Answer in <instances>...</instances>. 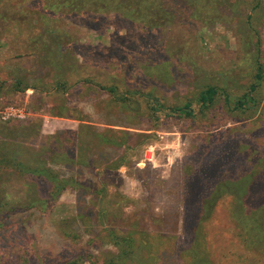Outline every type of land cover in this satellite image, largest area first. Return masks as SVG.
Returning a JSON list of instances; mask_svg holds the SVG:
<instances>
[{
    "label": "rangeland",
    "instance_id": "374dc122",
    "mask_svg": "<svg viewBox=\"0 0 264 264\" xmlns=\"http://www.w3.org/2000/svg\"><path fill=\"white\" fill-rule=\"evenodd\" d=\"M163 1L157 63L120 17L0 0V264H107L124 254L115 234L142 247L130 264H264V76L250 90L264 0ZM19 73L32 87L15 90ZM188 103L193 116L151 108ZM6 150L61 188L5 165Z\"/></svg>",
    "mask_w": 264,
    "mask_h": 264
},
{
    "label": "trees",
    "instance_id": "16d2710c",
    "mask_svg": "<svg viewBox=\"0 0 264 264\" xmlns=\"http://www.w3.org/2000/svg\"><path fill=\"white\" fill-rule=\"evenodd\" d=\"M51 0H47L50 3L51 12L56 8L55 3L50 2ZM195 2L194 0H187V2ZM205 5H213L215 0H202ZM56 4L60 9H67V14H69V19L80 17L81 20L87 22H96L97 20L102 21L101 19H108L110 15H115L116 17H120L122 22L129 28L134 24L138 25L141 29L146 30L147 35H140V47L143 50V53L150 54L149 57L150 62L161 63L163 60L162 57V46H158V42L154 37V34L157 32L153 31H161L167 26L169 23L173 12L166 7L163 0H57ZM56 10V9H55ZM105 17V18H104ZM58 52L62 51L61 43H58V40L53 42L52 50ZM58 54V53H57ZM71 58V56H69ZM76 60V59H75ZM152 65V64H150ZM264 76V66L261 64L258 66V71L256 74V82L251 86V91H255L259 82L262 80ZM16 89L19 91H24L27 88L32 86L28 85V83H24V79L20 75V73L15 77ZM109 90L112 92L116 91L113 87H110ZM218 94V89L214 86L207 88L200 95L199 102L203 107L208 106L212 103ZM151 99L149 98V101ZM252 100L251 98L242 97L237 102V107L242 108L247 103ZM154 111H158L159 109H166L169 113H181L187 116H193L194 109L191 104H186L182 107H168L164 106H155L151 107ZM0 129L2 125H0ZM14 152L8 153L6 150L3 155L5 159L3 162L5 165L9 167H13L21 176H28L33 179H45L49 181H55L54 172L51 170L48 172L44 170H40L39 167L34 168L28 165L31 162V156H26V160H22L18 155L12 157ZM27 164V165H26ZM1 173V172H0ZM3 175V174H1ZM0 175V176H1ZM224 183H220L219 187L222 188ZM55 188L60 189V184L56 182ZM8 190L6 188L0 187V200H4L9 202L8 200ZM218 195L217 192L214 195H211L208 198H205L201 203V207L203 209V213H208L210 207L213 206L216 199H214ZM258 224V223H257ZM260 226V224H258ZM259 230V227L257 228ZM134 235V233H131ZM115 243L121 248L124 254H119L117 257H113L111 260L107 262V264H130V260L136 259L139 255H142L141 246L136 244V240L133 236L128 235V237L121 240V237L118 235H113ZM208 259L206 258H198L195 259L192 264H207ZM149 264V263H146Z\"/></svg>",
    "mask_w": 264,
    "mask_h": 264
}]
</instances>
